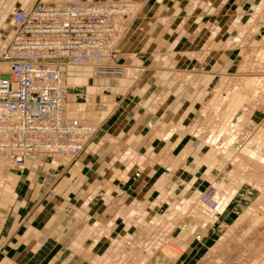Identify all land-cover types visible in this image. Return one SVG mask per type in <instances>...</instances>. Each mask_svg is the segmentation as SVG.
<instances>
[{"label":"crops","instance_id":"1","mask_svg":"<svg viewBox=\"0 0 264 264\" xmlns=\"http://www.w3.org/2000/svg\"><path fill=\"white\" fill-rule=\"evenodd\" d=\"M124 1L137 13L115 19L123 28L116 37L115 60L121 77L96 76L83 67L66 70L67 117L99 129L87 149L76 160L31 156L18 167L0 159V264H96L119 248L116 242L137 209L151 217L167 216L173 199L196 196L223 180L228 158L202 143L191 128L202 96L189 98L186 93L198 89L197 81L189 79L201 72L195 64L181 69L183 62H193L195 56L188 58L193 54L218 64L227 59L232 51L220 43L233 29L225 27H236L239 16H228L220 25L226 0H201L197 5L189 0L184 24L173 0ZM22 2L0 0V8L4 3L9 9L0 11V50L14 29L12 14L17 9L10 8ZM214 20L215 31L209 36ZM198 29L205 34L195 48L173 49ZM211 44L216 48L209 52ZM176 57L182 61L173 62ZM231 151L237 152L234 147ZM241 187L221 216L241 199ZM168 218L171 239L175 235L178 244L187 245L196 225L172 211ZM188 222L193 224L190 229L184 227ZM130 231L140 233L134 225ZM137 251V261L120 264H173V257L163 253L146 255L140 246Z\"/></svg>","mask_w":264,"mask_h":264},{"label":"rangeland","instance_id":"2","mask_svg":"<svg viewBox=\"0 0 264 264\" xmlns=\"http://www.w3.org/2000/svg\"><path fill=\"white\" fill-rule=\"evenodd\" d=\"M81 1L85 0L76 2ZM96 1L123 4L129 11L125 18L134 17L137 13L136 8L128 1L94 0L89 2ZM190 1H196L197 5L201 0ZM39 2L59 4L73 1L23 0L18 4L20 7H12L10 12L16 9L20 11L18 9ZM188 2L189 0H173L175 4L173 10L177 5L179 6L176 16L183 18L184 24L187 21L184 9ZM224 4L225 9L219 16L220 25L228 16L237 15L240 18V25L225 27L226 30L228 27L233 29L224 34L223 43H220L222 44L220 48L224 44V47L232 51L231 55L227 59L219 60L221 64H218L216 60L212 61V58L206 62V57L204 59L193 54L194 51L191 48L193 55L188 58L191 56L195 58L188 65L183 62L184 67L181 69H190L195 64L198 65L197 71L201 72V74L195 73L189 79L197 81L198 89L190 94L186 93L189 98L202 96L201 103L196 107L198 114L191 121V128L198 133L197 136L201 137L202 143L203 141L209 145L211 143L208 146L213 149L219 147L216 151H223L224 154L221 155L228 158L230 164L223 180L208 185L196 196L182 194V197L173 199L170 210H166L167 216L151 217L137 209L136 214L127 222V228L120 235L123 242L122 240L114 241L121 243L119 248L113 253H108L106 260H97L96 264H120L126 260L134 263L139 257L138 246L146 255L159 252L173 257V264H264V0H226L221 5ZM6 6L3 3L0 11L8 12L9 9ZM198 10L200 9L196 11ZM212 25L216 26V20L212 21L207 29L209 36L215 31ZM187 28L186 24L185 29ZM173 33L177 32L173 31ZM204 34L201 29L194 30L191 35L195 36H191L190 39L184 38L173 49L186 52L191 46L195 48L203 41ZM7 40L3 39L2 44L4 45ZM209 47L211 52L216 45L213 47L211 44ZM195 51L197 53L198 50L195 49ZM174 60L182 61L178 57L173 59V62ZM201 60L204 61L198 63ZM254 77L259 78L258 82L262 78L260 87H258L259 84L255 86L252 83H246L248 78ZM233 123L236 126L232 127L234 131L230 132L231 130L228 129ZM94 128L95 133L85 141L79 155L68 158L76 160L81 156L99 132L98 128L95 126ZM217 133L222 134L217 135ZM259 134H262L261 137ZM231 147H234L237 152L231 151L229 154ZM61 158L67 157L49 159L58 161ZM241 185L243 193L241 199L235 202L225 217L221 216L229 205L228 199ZM237 197L239 196L235 198ZM211 201L218 203L216 210L210 209ZM171 211L196 225L187 245L178 244L175 235L171 239L168 221ZM132 225L136 226V231H140L139 234L130 231ZM192 226L193 224L188 222L184 227L190 229Z\"/></svg>","mask_w":264,"mask_h":264},{"label":"built area","instance_id":"3","mask_svg":"<svg viewBox=\"0 0 264 264\" xmlns=\"http://www.w3.org/2000/svg\"><path fill=\"white\" fill-rule=\"evenodd\" d=\"M123 4L36 3L12 14L14 29L0 50V159L21 166L30 156L75 158L96 131L65 112L70 68L118 78L115 19ZM206 201V198L204 199ZM210 209H217L211 201Z\"/></svg>","mask_w":264,"mask_h":264},{"label":"bare ground","instance_id":"4","mask_svg":"<svg viewBox=\"0 0 264 264\" xmlns=\"http://www.w3.org/2000/svg\"><path fill=\"white\" fill-rule=\"evenodd\" d=\"M261 80H262V78H261ZM261 80H260V82H262ZM258 81H259V78L254 77V78H248V80H247L246 83L249 82V84L252 83V84H254L255 86H258V84H259L258 87H260V84H261V83L258 82ZM263 82H264V81H263ZM263 84H264V83H263ZM263 88H264V87H263ZM253 91H254V90H253ZM240 118H241V116L239 117V119H240ZM236 121H238V120H236ZM235 123H236V122H235ZM235 123L231 124L229 129L227 128L228 130H231L230 132L234 131V129H232V127L236 126ZM235 128H236V127H235ZM228 133H229V132H228ZM212 134H213V133H212ZM220 134H222V133H220ZM220 134L217 133V135H220ZM256 134H257V133H256ZM256 134H255V135H256ZM227 135H228V134H227ZM259 135H260V134H259ZM261 135H262V134H261ZM261 135H260V137H261ZM211 136H212V135H211ZM224 136H225V135H224ZM228 136H230V135H228ZM219 137H220V136H219ZM226 137H227V136H226ZM211 138H212V137H211ZM217 138H218V137H217ZM263 138H264V135H263ZM220 139H222V138H220ZM223 139H224V138H223ZM226 139H227V138H226ZM230 139H231V137H230ZM230 139H229V140H230ZM233 139H234V138H233ZM208 140H209V139H208ZM263 140H264V139H263ZM217 141L219 142L218 139H217ZM220 141H221V140H220ZM223 142H224V141H223ZM231 142H232V141H231ZM224 143H226V142H224ZM263 143H264V141H263ZM217 144H218V143H217ZM221 144H222V143H221ZM226 144H227V143H226ZM210 145H211V143H210ZM212 145L215 146L214 144H212ZM263 145H264V144H263ZM221 146H222V145H220V147H221ZM227 147H228V146H227ZM262 147H263V146H262ZM217 148H219V147H217ZM222 152H223V151H222ZM241 165H242V164H241ZM241 165H240V166H241ZM242 166H243V165H242ZM237 167H238V166H237ZM217 206H218V203H217Z\"/></svg>","mask_w":264,"mask_h":264}]
</instances>
